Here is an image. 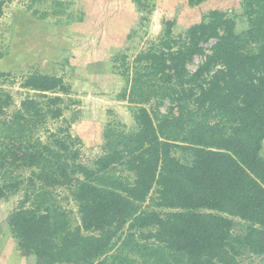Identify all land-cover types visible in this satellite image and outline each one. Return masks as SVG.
<instances>
[{
  "label": "trees",
  "instance_id": "1",
  "mask_svg": "<svg viewBox=\"0 0 264 264\" xmlns=\"http://www.w3.org/2000/svg\"><path fill=\"white\" fill-rule=\"evenodd\" d=\"M241 8L248 27L240 33L219 9L184 36H173V22H166L159 44L134 60L135 129L108 128L104 152L91 165L78 160L69 133L27 140L29 126L63 118L70 87L57 75L23 78L21 87L42 100L24 99L2 124L19 145L29 184L70 188L80 223L71 226L47 202V190L36 189L29 207L26 193L7 221L22 256H34L35 264H245L246 253L264 257V0H242ZM211 40L206 54L203 44ZM195 56L204 61L188 74ZM3 83L14 80L0 71ZM155 83L184 101L182 115L159 117L143 105L148 96L139 92ZM188 99L193 108L185 118ZM6 164L0 151V169ZM119 166L132 177L117 173ZM14 187L0 183V199ZM147 200L151 209L143 208ZM235 218L245 223L240 231ZM124 227L128 234L112 252Z\"/></svg>",
  "mask_w": 264,
  "mask_h": 264
},
{
  "label": "rangeland",
  "instance_id": "2",
  "mask_svg": "<svg viewBox=\"0 0 264 264\" xmlns=\"http://www.w3.org/2000/svg\"><path fill=\"white\" fill-rule=\"evenodd\" d=\"M0 1V71L14 80L12 84H0V151L5 152L9 163L0 169V183L15 186L6 198L0 199V264H35L34 257L21 259L7 225L10 213L25 194L31 195L26 204L29 207L36 189L47 190V202L63 211L71 226L80 223V215L70 188L47 186L39 179L30 185V170L19 165V145L9 140L2 123L10 120L24 99L42 100L21 87L23 78L34 72L57 75L70 87L63 95L68 106L63 118H47L29 126L27 140L46 142L53 133L59 136L69 133L74 139L72 148L79 151L78 160L91 165L104 152L108 128L115 132L135 129L134 113L139 104L132 100L138 98V92L130 90L131 78L138 70L134 60L139 52L159 44L167 21L173 22L171 31L175 37L184 36L188 27L205 20L213 9L235 18L238 33L247 29L248 24L242 0H207L202 5H190L189 0ZM213 44L214 40L203 44L206 54ZM203 61L204 56H195L187 64L188 74ZM153 86L139 92L148 96L143 105L151 114L182 115L180 107L184 101L178 103L174 91L160 83ZM186 103L182 111L185 118L193 108L191 99ZM260 154L264 157V140ZM116 171L132 177L122 166ZM143 208H152L148 200ZM235 220L239 225L234 230L240 231L245 223L239 218ZM120 234L112 252L128 234L127 228ZM241 260L245 264H264L263 256L248 253Z\"/></svg>",
  "mask_w": 264,
  "mask_h": 264
},
{
  "label": "crops",
  "instance_id": "3",
  "mask_svg": "<svg viewBox=\"0 0 264 264\" xmlns=\"http://www.w3.org/2000/svg\"><path fill=\"white\" fill-rule=\"evenodd\" d=\"M207 0H205V1H203V2H201L200 4L202 5L203 3H205ZM19 256L21 257V259H23L24 257H26V256H22L21 254H20V252H19ZM28 257H30V258H32V257H34V256H28ZM33 259V258H32Z\"/></svg>",
  "mask_w": 264,
  "mask_h": 264
}]
</instances>
